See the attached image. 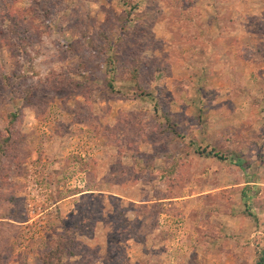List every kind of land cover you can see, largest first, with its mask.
<instances>
[{
  "label": "rangeland",
  "instance_id": "1",
  "mask_svg": "<svg viewBox=\"0 0 264 264\" xmlns=\"http://www.w3.org/2000/svg\"><path fill=\"white\" fill-rule=\"evenodd\" d=\"M71 234L61 264H264V0H0V264Z\"/></svg>",
  "mask_w": 264,
  "mask_h": 264
},
{
  "label": "trees",
  "instance_id": "2",
  "mask_svg": "<svg viewBox=\"0 0 264 264\" xmlns=\"http://www.w3.org/2000/svg\"><path fill=\"white\" fill-rule=\"evenodd\" d=\"M54 5V3H53ZM51 8L49 9H44L43 13H45L44 15L42 14V22H40V25L44 28V29H50V26H49V22L48 20V17H50V10ZM41 19V18H40ZM50 21V20H49ZM21 26V23L19 22H13V24H8L7 25V30L11 33V34H19V31L17 30V28H19ZM107 61V58L104 59V62ZM135 73L136 71L134 69H132L130 71V74L131 76H135ZM207 156H212V157H216L215 154H212L211 152L210 153H207L206 154ZM247 197V196H246ZM75 234H71L69 235L68 239L64 238L62 235H58L57 236V240L55 242V245H54V249L48 251V253L42 258V263L43 264H61V259H62V256L63 257H71V256H74L76 253L73 252V246L71 245V242L72 244L75 246H77V244H75V241H73L72 239L74 238ZM75 246V247H76ZM75 253V254H74ZM263 263V260H262V256H260V258L255 262V264H262Z\"/></svg>",
  "mask_w": 264,
  "mask_h": 264
}]
</instances>
